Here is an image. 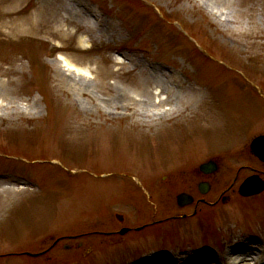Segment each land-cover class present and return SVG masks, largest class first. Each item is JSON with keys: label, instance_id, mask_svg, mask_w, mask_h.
I'll return each mask as SVG.
<instances>
[{"label": "rangeland", "instance_id": "rangeland-1", "mask_svg": "<svg viewBox=\"0 0 264 264\" xmlns=\"http://www.w3.org/2000/svg\"><path fill=\"white\" fill-rule=\"evenodd\" d=\"M61 1L0 0V264H231L233 248L240 264H264V192L239 194L246 178L264 180L249 148L264 135V0H80L118 34L84 50L86 36L63 43L58 19L40 17ZM135 56L178 82L162 124L144 116L145 102L105 104ZM63 61L90 75L77 78L88 95L74 92ZM136 81L121 77L143 97ZM209 160L219 169L195 218L176 197H203L198 167Z\"/></svg>", "mask_w": 264, "mask_h": 264}, {"label": "bare ground", "instance_id": "bare-ground-1", "mask_svg": "<svg viewBox=\"0 0 264 264\" xmlns=\"http://www.w3.org/2000/svg\"><path fill=\"white\" fill-rule=\"evenodd\" d=\"M61 1V0H58ZM166 3H171L172 0H163ZM226 2V4L230 3V0H221ZM180 4L184 7L186 6H192L193 8H196L200 5L201 0H178ZM218 5L220 4L219 0H216ZM215 4L214 2H208V3H202V8L205 10L209 15H216V12L213 10L212 5ZM200 7V8H201ZM39 9L33 10L34 13L38 12ZM105 11L104 9H102ZM214 11V12H213ZM40 17L42 19L52 17V19L55 17L58 19V25L59 28L56 30V34L58 36V39H60L63 43L64 41H70L71 39H74L73 36L75 35H82L86 36L89 40L87 43L85 41H82L79 37V45L82 50L89 48L92 41H102V38L105 37V35H110V37H115V35H118L116 33L117 28H115L109 20L105 19V13L102 11H99L96 9V7L91 6L90 4L80 1V0H62L61 5H59V8L57 7H51L48 9H42L39 13ZM30 15V12L28 13ZM210 15V16H211ZM54 16V17H53ZM38 24H32L34 29H38ZM20 35V34H19ZM21 36V35H20ZM28 36V35H26ZM14 40L20 41L18 37ZM64 40V41H63ZM6 46V45H2ZM65 46L62 47L64 49ZM121 52L120 50H117V53ZM122 58L127 59L123 54ZM119 65L124 64L121 63V58H118ZM59 60V59H58ZM147 63V64H146ZM61 64V63H60ZM61 66L64 68V70L68 71L67 77L68 79L73 83L72 86L74 87V92L79 95H88V93L91 92V88L93 86L87 84L86 82H81L78 80V77H86L82 70L76 68L71 63H64L62 62ZM60 66V68H61ZM122 69H124V73L118 72L114 73V76L116 80L113 84L108 85L111 87V89L115 90V96L110 98V100H106L105 104L109 105L110 102H114L115 106L119 107V103L116 101L123 100L124 106L128 107L129 109L133 110H139V107L142 102L147 103L148 105L145 107H140L141 110H145L144 116L150 115L152 118L154 117L156 122H159L162 124V122H166L167 120H170L167 118L165 120V116L167 113L165 111H168L166 108L167 103V97L165 92L167 89L170 88L169 83H172L170 78H174L168 73L162 69L160 66L153 67V63L144 60V58H140L135 56V66L133 69L128 68L126 66H122ZM16 74L18 73L17 69L14 70ZM126 74H133L136 78V85L137 90H140L139 93H142L144 96L139 97L135 94L136 90H133L129 85L121 82V77H123ZM90 75H88L86 78H89ZM15 79V84L18 86L17 79H20V76L15 75L13 77ZM77 79V80H76ZM134 82V81H133ZM70 83V82H69ZM130 83H132L130 81ZM175 84H178V82H173ZM131 85V84H130ZM181 86V85H180ZM178 87V86H175ZM179 97L176 96L177 100ZM180 100V99H178ZM104 104V106H105ZM110 107V106H109ZM101 108L103 110V106L101 103L96 105V110L98 112H102ZM164 110V111H163ZM153 111V112H152ZM107 114V112H104ZM137 116H140L139 114L135 113ZM143 115H141L142 117ZM164 118V119H163ZM257 248V247H256ZM260 248H263L264 246H260ZM235 249V255L231 256V258L228 260V263L231 264H240L244 260H247L245 257H243L244 254H241L242 251H238ZM232 249V250H233ZM262 251V249H259ZM256 259L259 260L258 257ZM257 260V261H258ZM221 261V264H224L226 262V257H224ZM227 264V262H226Z\"/></svg>", "mask_w": 264, "mask_h": 264}, {"label": "water", "instance_id": "water-1", "mask_svg": "<svg viewBox=\"0 0 264 264\" xmlns=\"http://www.w3.org/2000/svg\"><path fill=\"white\" fill-rule=\"evenodd\" d=\"M252 152L255 154V156L264 162V136L256 138L252 144H251ZM217 165L213 162H209L207 164H204L200 167V171L203 174L211 175L215 172H217ZM210 186L205 183L202 184L200 187V191L202 194H207L209 192ZM264 191V183L259 177L254 176L249 179H247L244 184L240 188V195L244 197H251L257 194H260ZM178 205L180 207H185L188 205H191L193 203V199L190 198L187 195H180L177 199ZM127 231L124 230L122 234L126 233Z\"/></svg>", "mask_w": 264, "mask_h": 264}, {"label": "flooded vegetation", "instance_id": "flooded-vegetation-1", "mask_svg": "<svg viewBox=\"0 0 264 264\" xmlns=\"http://www.w3.org/2000/svg\"><path fill=\"white\" fill-rule=\"evenodd\" d=\"M199 200H200V199H199ZM197 204H198V203H197ZM197 204H196V207H199V206L201 205V204H198V205H197Z\"/></svg>", "mask_w": 264, "mask_h": 264}]
</instances>
